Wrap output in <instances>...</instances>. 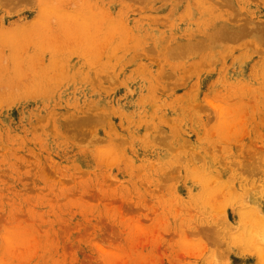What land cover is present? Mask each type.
<instances>
[{
    "label": "rangeland",
    "instance_id": "1",
    "mask_svg": "<svg viewBox=\"0 0 264 264\" xmlns=\"http://www.w3.org/2000/svg\"><path fill=\"white\" fill-rule=\"evenodd\" d=\"M0 264H264V0H0Z\"/></svg>",
    "mask_w": 264,
    "mask_h": 264
},
{
    "label": "bare ground",
    "instance_id": "2",
    "mask_svg": "<svg viewBox=\"0 0 264 264\" xmlns=\"http://www.w3.org/2000/svg\"><path fill=\"white\" fill-rule=\"evenodd\" d=\"M220 26H221V25H220ZM222 26H223V25H222ZM213 27H214V26H213ZM213 27H212V28H213ZM215 28H216V27H215ZM220 28H221V29H220ZM225 28H226V27H225ZM216 29H217V28H216ZM216 29H215V31H217ZM218 29H219V31H217V33L219 34L220 30L222 31V27H219ZM225 30H226V29H225ZM229 30L231 31V29H229ZM212 31H213V30H212ZM223 31H224V27H223ZM223 31H222V32H223ZM213 32H214V31H213ZM226 32H227V30H226ZM226 32L224 31V33H226ZM214 33H216V32H214ZM220 33H221V32H220ZM224 33H223V35H220V34H219L220 37L218 36V37H219L218 39H220L221 37H224ZM233 33H234V32H233ZM218 34H216V35H218ZM213 35H214V34H213ZM213 35H212V36H213ZM236 35H238V34H236ZM226 36L229 37L230 40L232 39V38H231V37H232L231 33L227 32L226 35H225V37H226ZM233 36H234V35H233ZM214 37H215V36H214ZM225 37H224L223 39H225ZM212 38H213V37H212ZM229 38H227V39H229ZM196 39H197V38H196ZM198 40H200V39H198ZM233 40H234V39H233Z\"/></svg>",
    "mask_w": 264,
    "mask_h": 264
}]
</instances>
